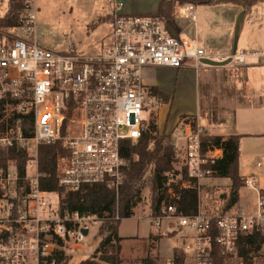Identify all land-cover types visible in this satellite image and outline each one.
<instances>
[{"label":"built area","instance_id":"2783aa9c","mask_svg":"<svg viewBox=\"0 0 264 264\" xmlns=\"http://www.w3.org/2000/svg\"><path fill=\"white\" fill-rule=\"evenodd\" d=\"M123 7V0H113L108 41L90 54L41 45L36 0H23L16 25L0 26V149H26L31 158L24 177L15 164L0 168V264H67L65 257L82 250L92 224L99 221L96 215L62 212V194L41 187L39 146L61 143L68 151L59 180L65 193L103 185L118 194L126 165L122 143L141 138L147 129L144 114L156 105L144 82L147 68L181 69L189 62L200 67L204 59L229 58L237 66H247L249 59L264 64L259 50L216 58L196 39L174 36L167 19L124 14ZM193 11L194 5H181L175 17L195 20ZM27 118L32 120V136L24 131ZM208 136L191 121L173 138L176 163L183 165L177 177L181 188L194 189L200 198L207 195L223 206L225 192L216 199L215 185L206 182L219 179L214 167L224 152L221 147L204 149L202 139ZM255 166L263 168L264 160ZM243 180L244 188L254 194L251 208L220 214L217 208L205 214L200 203L197 214L183 215L174 204L163 203L158 216H149L158 232L168 225L171 232L184 233L186 240L178 250L185 264H264V245L257 249L249 241L255 234L264 236V189L254 175ZM21 182L27 185L22 201ZM167 264H177L174 255Z\"/></svg>","mask_w":264,"mask_h":264},{"label":"trees","instance_id":"16d2710c","mask_svg":"<svg viewBox=\"0 0 264 264\" xmlns=\"http://www.w3.org/2000/svg\"><path fill=\"white\" fill-rule=\"evenodd\" d=\"M8 11L0 17V26H14L17 24L22 9L23 0H7ZM261 0H160L157 15L174 23L177 6L190 4L216 5L232 3L243 7L246 11ZM151 97L157 105L170 102L171 97L159 91L158 88L149 89ZM69 113V117H70ZM1 118V114H0ZM183 116L181 120L185 119ZM68 124V120L66 121ZM66 126L63 134H66ZM1 130V127H0ZM24 131L27 136H32V120H25ZM240 136L211 135L202 139L204 149L208 146L221 147L223 158L214 167L215 177L231 180V186L224 193L223 213L234 212L239 209L240 192L244 188V178L240 174ZM172 136L160 134L158 125L149 124L148 130L143 133L138 141H125L121 147V157L126 161L123 169L124 181L117 194L114 190L103 185L86 186L77 193H65L59 186L60 176L67 165L68 151L61 143L54 145H41L38 149L39 172L41 187L50 192L62 194L61 211L79 212L83 215H96L104 226L101 231L104 238L91 258L81 259L78 264H122L121 252L123 237L119 235L122 220L130 219L133 210L140 200L142 191H150V217L160 214L163 203H172L183 215L198 213L200 203L207 210L209 203L217 204L214 199L204 195L200 198L194 189L181 188L182 181L176 180L178 172L175 168L176 154L172 146ZM26 149H0V168H7L9 163H14L19 175H26V165L30 160ZM172 175V177H170ZM182 180H186V170L181 173ZM18 198L22 201L26 192V183L21 182ZM19 204H22L20 202ZM208 212V211H207ZM210 213V212H209ZM117 216L119 219H117ZM101 233V232H100ZM260 249L264 245V236L255 234L249 240ZM177 264H185V255L176 250L174 252ZM56 258L64 259L56 255ZM73 257H65L70 264ZM157 259L147 256L143 264H156Z\"/></svg>","mask_w":264,"mask_h":264},{"label":"crops","instance_id":"0c3cea01","mask_svg":"<svg viewBox=\"0 0 264 264\" xmlns=\"http://www.w3.org/2000/svg\"><path fill=\"white\" fill-rule=\"evenodd\" d=\"M137 2L130 0L124 3L122 12L157 14L160 0L152 9H140ZM112 12L113 8L108 14L111 30ZM243 12V21L236 37L237 22ZM193 14L195 20L175 17L171 24L175 36L186 40L196 39L207 53L216 58L233 54L235 44V51L264 52V0L250 11L232 3H220L194 6ZM106 37L102 39L104 42L108 39ZM144 82L148 90L158 88L171 97L169 103L158 106L160 118L164 109L168 111L167 119L172 117L174 111L176 126L171 132L172 138L182 135L186 123L196 121L211 135L240 136V160L244 158L248 161L258 156L264 160L263 63L249 59L247 66L230 63L224 67H195L189 62L181 69L147 68ZM183 116L186 118L181 120ZM247 142L261 153H244V143ZM238 206L252 207L248 199L242 201L241 194ZM164 231L171 232L168 225H164Z\"/></svg>","mask_w":264,"mask_h":264},{"label":"rangeland","instance_id":"374dc122","mask_svg":"<svg viewBox=\"0 0 264 264\" xmlns=\"http://www.w3.org/2000/svg\"><path fill=\"white\" fill-rule=\"evenodd\" d=\"M129 1L123 0L126 4ZM137 1L140 9H152L157 4V0ZM36 3L37 39L44 47L60 52L90 54L99 51L102 45L108 41L105 40L104 42L102 39L110 35L111 24L108 14L112 10L113 0H36ZM7 11L8 1L0 0V17H3ZM167 112V109H164L160 118L159 106L156 104L151 111L145 113L147 130L149 124L154 122L158 125L160 134L171 135L176 126V116H173L174 111H172V117L167 119ZM248 141L250 140L248 139ZM244 145V153H261V150L256 152L257 150L253 148L252 143L247 142ZM259 159H263V157L250 158L248 161L242 158L240 160V174L242 176L254 175L260 188L264 189V167L259 169L255 166ZM9 166L14 167V163H9ZM182 167L181 163H175L178 172L181 171ZM176 180H178L177 176ZM210 183L215 185V198L218 200L220 199L219 194L227 192L232 184L229 179H212ZM240 194L242 201L245 202L248 199L253 205L254 194L250 190L243 188ZM221 207L220 203L215 205L210 202L207 210L203 205L202 211L205 214L212 213L219 208L217 213L220 214ZM149 215L150 191L144 189L133 210V216L130 219L120 221L122 223L119 234L123 237L128 236L121 243L122 264H143V260L147 256L156 258V264H167L178 247L183 246L186 240L184 233L178 234L177 231H173L171 234V232L164 230L156 231ZM102 226L104 224L101 221H95L92 224L90 236L82 250L71 253L73 256L71 264H78L81 259L91 258L95 254L104 238L101 231Z\"/></svg>","mask_w":264,"mask_h":264},{"label":"water","instance_id":"95a60500","mask_svg":"<svg viewBox=\"0 0 264 264\" xmlns=\"http://www.w3.org/2000/svg\"><path fill=\"white\" fill-rule=\"evenodd\" d=\"M243 17H244V12L241 14V16H240V18H239V20H238V22H237L236 37L238 36L239 29H240V25H241V23H242V21H243ZM169 29H170V32L173 34V30H172L173 28H172L171 25L169 26ZM173 35H174V34H173ZM174 36H175V35H174ZM236 47H237V45L235 44V46H234V52H235V50H236ZM202 62H203L205 65H207V66H212V67H224V66H227V65H229L230 63H232V59L229 58V59L224 60V61H215V60L204 59ZM85 233H87V231H85Z\"/></svg>","mask_w":264,"mask_h":264}]
</instances>
